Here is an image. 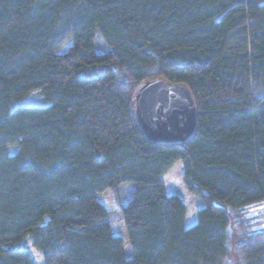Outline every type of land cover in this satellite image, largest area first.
I'll list each match as a JSON object with an SVG mask.
<instances>
[{
    "label": "trees",
    "instance_id": "trees-1",
    "mask_svg": "<svg viewBox=\"0 0 264 264\" xmlns=\"http://www.w3.org/2000/svg\"><path fill=\"white\" fill-rule=\"evenodd\" d=\"M158 78L193 96L184 143L140 128ZM122 185L129 257L99 199ZM263 210L264 0H0V264H37L27 234L43 264H264Z\"/></svg>",
    "mask_w": 264,
    "mask_h": 264
},
{
    "label": "water",
    "instance_id": "water-1",
    "mask_svg": "<svg viewBox=\"0 0 264 264\" xmlns=\"http://www.w3.org/2000/svg\"><path fill=\"white\" fill-rule=\"evenodd\" d=\"M143 134L157 143H184L195 132L196 107L186 84L158 78L145 82L134 96Z\"/></svg>",
    "mask_w": 264,
    "mask_h": 264
},
{
    "label": "rangeland",
    "instance_id": "rangeland-1",
    "mask_svg": "<svg viewBox=\"0 0 264 264\" xmlns=\"http://www.w3.org/2000/svg\"><path fill=\"white\" fill-rule=\"evenodd\" d=\"M100 42V40H99ZM68 44L61 46L58 51L64 52L67 49ZM100 51H106V47L102 44L99 46ZM16 104H43L41 98L35 93L31 92L27 96L15 101ZM162 180L166 184V189L168 193H174L180 196L187 206L185 223L186 225H191L195 221V213L197 209L201 206V201L194 195L190 194L182 180V170L180 162H176L172 168L162 176ZM133 189L132 185H122L116 187L115 189H106L99 194L100 201L106 206L109 211V219L112 225L114 233L120 235L124 239L123 248L127 257L130 256V247L128 241L125 237V230L123 221L121 218V205L127 200L130 191ZM264 213V210L263 212ZM261 225H264V217H261ZM256 227V225H254ZM247 226V231H249ZM17 247H23L30 251L33 259L37 264H43V259L39 250L34 247L31 243L30 235L27 234L19 243L14 244ZM235 250V249H234Z\"/></svg>",
    "mask_w": 264,
    "mask_h": 264
}]
</instances>
